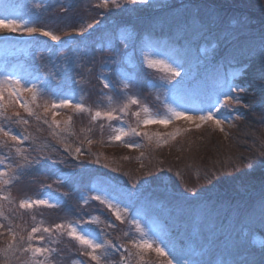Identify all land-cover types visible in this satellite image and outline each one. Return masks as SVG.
<instances>
[{"label":"rangeland","instance_id":"1","mask_svg":"<svg viewBox=\"0 0 264 264\" xmlns=\"http://www.w3.org/2000/svg\"><path fill=\"white\" fill-rule=\"evenodd\" d=\"M103 2L0 0V17L61 38L57 43L0 29V85L35 84L41 105L67 99L93 112L115 110L120 117L93 121L88 112L59 108L57 128L49 127L52 113L37 108L29 93L20 99L40 120L27 117L19 105L9 107L12 120L0 123L29 136L18 145L27 149L28 160L0 137V158L5 159L0 171L11 180L0 185V195L8 197L0 200V264H33L31 253L5 251L12 242L9 228L19 239L33 227L41 229L33 246L52 250L36 259L95 264L66 234L43 232L57 223L91 219L98 222L85 227L99 241L117 246L97 253L101 264H123L125 257L126 264H167L165 257L133 247L142 239L162 247L173 264H264V25L252 26L249 16L239 13L262 9L264 0H116L107 8ZM259 15L264 21V11ZM88 23L95 27L75 34ZM147 58L176 60L183 66L181 77L148 67ZM242 58L250 61L238 66ZM180 79L184 84L177 89ZM229 84L244 91L231 93L240 103L230 102L216 113L223 131L212 122L198 127V121L175 118L166 126L140 123L146 118L142 107L154 119L171 117L170 109L204 115ZM130 98L139 105L122 112ZM16 111L29 124L16 123ZM119 128H136L147 136L115 141ZM125 142L140 147L130 149ZM97 195L124 210L123 222L92 198ZM37 198L58 206L19 207L20 201Z\"/></svg>","mask_w":264,"mask_h":264},{"label":"snow or ice","instance_id":"2","mask_svg":"<svg viewBox=\"0 0 264 264\" xmlns=\"http://www.w3.org/2000/svg\"><path fill=\"white\" fill-rule=\"evenodd\" d=\"M130 3H137L138 0H129ZM146 2V0H145ZM109 3L115 5L116 0H104L103 7L107 8L109 6ZM100 21L97 20L95 24H99ZM95 24L88 23L86 27H80L79 29L75 30V34L79 36H83L86 31L93 29L95 27ZM0 29H7L9 32H19L24 33L27 32L29 35L33 34H39L40 36L48 37L50 40L55 41L57 43L60 42V36L56 35L54 32L47 30L45 28H38V27H25L20 21H17L10 16L8 17H0ZM262 51H264V46H262ZM172 60L171 63H168L163 60H155L152 58H147V64L150 68H158L166 71L167 73H170L172 77H181V70L182 65L177 62L176 60L170 58ZM175 65V66H173ZM185 76H187V73H185ZM184 84V79L177 80L176 84L174 85L175 88H180ZM105 88H109L110 84L108 82L104 83ZM127 87V85H125ZM244 91V89H241L238 85L233 86L231 84L228 85L227 91H223L218 93L216 103L209 105L206 113L204 115H200L198 117L193 116H187L184 112L171 110L172 116L167 119H154L151 118L149 114V109L147 107H142L141 111H143L146 114V118L140 121V123L143 124V126L147 127L150 124L159 123L163 125H167L173 118L175 119H185L198 123V127L202 124L212 122L216 125L217 128H219L221 131H223L222 124L223 121H221L217 116L216 113L220 112L221 107L224 105H227L230 102L240 103V99L238 96L234 97L231 95L232 92H239ZM24 93H29L32 97L33 103L36 104L37 108L43 107V110L45 114L48 112L52 113V122L49 124V127L54 124L57 128H60L59 122L56 120V116L58 113L55 111V109L59 108H74L76 112H88L91 116V119L93 121H96L98 119H105L108 121L118 120L120 119L119 116L116 115L115 110L110 111H100L96 110L93 112L91 109L85 107L83 104H73L71 101L67 99H62L58 101H54L51 103H44L43 105L36 103L40 96V90L37 85L33 84L32 87H27L25 85H22L20 81H16L14 86L11 87H4L3 85H0V120L3 121H11L12 117L7 115V110L9 107L13 105H19L20 108L23 109L24 113L27 117H34L36 120H40V116L34 111L32 105L22 102L21 97ZM7 94V95H6ZM223 97V101H221L220 97ZM130 105H139V100L135 98H130L128 104H125L123 108L121 109L122 112H127ZM140 111H137L135 115L139 118L140 117ZM13 115L16 117V123L27 125L29 124V120L25 118V116H22L19 111H16L13 113ZM45 123H48L47 120L44 121ZM66 124H70L71 120L65 122ZM117 135L112 137L115 141H122L123 138L127 135H145L147 136V133H141L137 131L136 128H129L127 130L123 128L116 129ZM0 137L5 138V142L11 141L13 143V146L15 147V151L18 155L22 156L24 160H28V157L24 155V152L27 151V149L18 147V145H23L25 141L29 139V136H23L18 133H16L11 127L6 126L3 123H0ZM150 139V137H149ZM91 143V141H89ZM125 147H128L130 149L139 148V144L129 143L125 142ZM80 149L77 148L76 152L79 154ZM29 164L33 163V161H28ZM38 162V161H36ZM0 163H5L4 158H0ZM55 163V161H53ZM10 164H5V168H10ZM8 173L7 171H0V185H8L10 184V179H5L7 177ZM50 187V186H49ZM95 200L100 201L101 204H105L108 209H110L113 214L115 215L117 220H120L123 222L122 212L124 211L121 209L117 204H114L111 200L107 199L104 196H94L92 197ZM8 199L7 196L0 195V200H6ZM34 206H43L47 208H56L58 206L57 203H52L48 199H41L37 198L35 200H22L19 203V207L22 209H31ZM0 216H3V213L0 212ZM98 221L96 219L91 220H84L83 222L76 221V222H67V223H57L54 227H44L43 232L48 233L50 236L53 233H59L61 235L66 234L68 237H70L72 240H75L79 243L81 246V249L83 251V254L88 256L92 261H95V264H101V256L97 253L107 248L116 249L117 246L113 245L111 242H101L99 241L95 235L88 230V228L85 227V225H92L96 224ZM136 227L138 230L142 232V229H140L139 223L137 222ZM0 228H4L3 224H0ZM41 229L39 227H33L31 229V233L25 237L20 236L19 239H17V233L12 231L11 228L8 229V234L11 235L12 242L8 245V248L5 251H15V252H25V253H31V256L33 258V264H45L43 260H38L36 257H45L46 254L50 256L51 249L45 248V247H35L32 244L33 237L35 233L40 232ZM146 235V234H144ZM43 236L40 237V240L43 241ZM133 247L138 249L140 252L144 251H153L158 256L165 257L167 259V264H173V258L170 257V254L165 252V250L160 247L159 245H156L153 247V242L142 239L140 242L133 241ZM118 250V249H117ZM127 252V249L124 250ZM126 260V257H125Z\"/></svg>","mask_w":264,"mask_h":264},{"label":"trees","instance_id":"3","mask_svg":"<svg viewBox=\"0 0 264 264\" xmlns=\"http://www.w3.org/2000/svg\"><path fill=\"white\" fill-rule=\"evenodd\" d=\"M176 4V3H175ZM174 4V5H175ZM214 8H217V9H220L219 7H217V6H215L214 5ZM221 8H223V7H221ZM224 9V8H223ZM263 9V11H264V7L262 8ZM262 9H258L257 11H254V10H252V9H249V8H246L245 9V11H243L244 9H242L241 11H239V13L240 14H247L248 16H249V19H250V22L249 23H251V25L252 26H254L255 25V27H256V25H258V26H260V25H264V21L260 18V17H258V16H260L259 14H260V12H262L263 13V11H262ZM255 13H259V14H255ZM150 18H151V16H150ZM259 19V20H258ZM256 20H258V22H256ZM170 26L169 27H167L166 28V30H170ZM258 30H261V29H258ZM155 32V31H154ZM53 47H55V48H57L56 46H53ZM252 51V50H251ZM251 53V52H250ZM247 56V55H246ZM253 57V56H252ZM249 58V57H248ZM248 58H242V60H239L238 61V66L239 65H241V64H243V63H245V62H249L250 61V59H248ZM254 60V59H253ZM230 65H227V66H225L226 68H228ZM249 89H251L250 87H249ZM258 92V91H257ZM243 94H244V96H246V94H245V92H243ZM259 94V93H258ZM246 97H248V96H246ZM260 98H264L263 96L262 97H260ZM240 111H242V110H240ZM241 114L242 113H244V112H240ZM245 115H246V112L244 113V114H242V116L243 117H245ZM239 128V127H238Z\"/></svg>","mask_w":264,"mask_h":264},{"label":"water","instance_id":"4","mask_svg":"<svg viewBox=\"0 0 264 264\" xmlns=\"http://www.w3.org/2000/svg\"><path fill=\"white\" fill-rule=\"evenodd\" d=\"M123 264H126V261L125 260H123Z\"/></svg>","mask_w":264,"mask_h":264}]
</instances>
